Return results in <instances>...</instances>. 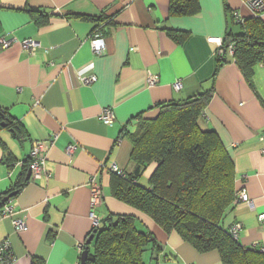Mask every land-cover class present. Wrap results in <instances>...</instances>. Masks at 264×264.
<instances>
[{
  "label": "crops",
  "instance_id": "obj_1",
  "mask_svg": "<svg viewBox=\"0 0 264 264\" xmlns=\"http://www.w3.org/2000/svg\"><path fill=\"white\" fill-rule=\"evenodd\" d=\"M170 5L171 0H0V37L17 38L0 48V110L6 115L0 122V194L4 199L16 192L14 213L3 217L0 208V241H11L15 264H80V247L94 230L92 211L100 227L112 215L136 217L138 228L151 232L161 248L156 261L149 245L145 264H223L218 250L198 251L112 190L114 173L119 175L113 164L125 176L136 172L127 133L135 131L137 116L156 117L161 103L207 90L212 98L199 126L220 138L234 162L236 190L245 186L253 202H233L222 226L229 230L240 222L238 241L264 246L259 220L264 212V62L249 77L235 52L228 51L219 63L218 46L208 41L243 33L237 14L248 21L256 16L244 0H198L194 15L171 16ZM258 18L264 21V14ZM97 28L106 42L102 53L91 48ZM167 29L185 32V40L176 42ZM24 39L40 44L35 54L23 49ZM149 73L159 75L157 84H149ZM89 75L97 80L86 84L83 77ZM177 80L183 83L180 90L174 88ZM106 108L114 111L110 122L101 119ZM8 121L24 129V140ZM35 141L50 145L46 173L36 179L30 168ZM73 143L78 148L70 156L67 147ZM156 167L149 165L137 182L150 187ZM144 174L147 185L141 183ZM95 184L103 198L93 208ZM14 218H24L26 227L16 231Z\"/></svg>",
  "mask_w": 264,
  "mask_h": 264
},
{
  "label": "trees",
  "instance_id": "obj_2",
  "mask_svg": "<svg viewBox=\"0 0 264 264\" xmlns=\"http://www.w3.org/2000/svg\"><path fill=\"white\" fill-rule=\"evenodd\" d=\"M170 9L171 16L194 15L199 11L198 0H171ZM243 27L241 34H228L224 44L235 45L234 57L251 77L255 66L264 62V21L253 17ZM167 32L178 43L185 40V32ZM222 61L225 58L219 59ZM211 98L212 92L207 90L185 100L161 103L156 117L138 115L135 131L127 133L133 143L131 161L137 165L136 172L128 176L114 173L113 194L149 215L165 231H177L198 251L218 250L223 264H264L260 247L243 246L222 226L236 197V170L215 132L199 126V117ZM3 119L6 115L0 110V122ZM7 123L20 141L25 139L18 123ZM153 163L157 167L151 186L135 182ZM4 196L0 194V200ZM137 221L132 215L107 218L90 244L86 264H145L149 245L154 249L153 259L159 261L161 248L155 236L140 230Z\"/></svg>",
  "mask_w": 264,
  "mask_h": 264
},
{
  "label": "built area",
  "instance_id": "obj_3",
  "mask_svg": "<svg viewBox=\"0 0 264 264\" xmlns=\"http://www.w3.org/2000/svg\"><path fill=\"white\" fill-rule=\"evenodd\" d=\"M245 3L250 7V9L253 11L256 17L263 16L264 14V0H244ZM238 22L244 23V18L237 14ZM17 41L16 37H7L3 36L0 37V48H6ZM208 41L210 43H216L219 49V59L223 58L228 51L231 53L235 52V45L230 44L229 46H225L224 40L221 37H212L209 38ZM21 42V45L23 49L27 52H29L31 55L35 54L36 49L40 46V44L33 39H24ZM91 48L92 51L95 53H102L103 50L106 48V42L104 35L102 31L97 28L91 37ZM97 80L96 75H89L84 76L83 81L86 84L92 83ZM148 82L150 85H155L159 82V75L154 73H149L148 75ZM183 86V83L181 80H177L174 84V88L176 90H180ZM101 119L105 122H110L114 119V111L110 108H106L103 110L101 114ZM262 141H264V135L261 137ZM49 143L46 141H35L33 143L32 151H31V157H30V168L32 171V176L34 179L41 177L46 173V154L49 149ZM78 148V145L73 143L68 145L67 147V154L72 156L76 149ZM262 152L264 153V147L262 149ZM111 170L113 172H117L119 175L124 176V172L122 169H119L116 164H113L111 167ZM137 181L136 179L134 180ZM93 192H92V205L93 208L98 206L102 202L103 198V190L100 185L95 184L93 186ZM234 203H243L246 205L253 206V202L251 201L247 188L245 186H242L240 189L236 191V197L234 199ZM15 211V204L13 202V199L7 201L2 205L1 208V215L3 217L11 216ZM91 218H92V224L93 229H98L101 224V220L99 216L92 211L91 212ZM259 220L264 222V212L259 214ZM13 225L16 229V231L23 230L26 227V221L24 218H14L13 219ZM243 228V224L240 222L235 223L231 228L229 229L231 235L237 239L239 237V233L241 229ZM85 243L80 247V251L84 250ZM261 251L264 252V246L260 247ZM16 259L12 253V244L11 241L7 239H3L0 241V264H15Z\"/></svg>",
  "mask_w": 264,
  "mask_h": 264
},
{
  "label": "water",
  "instance_id": "obj_4",
  "mask_svg": "<svg viewBox=\"0 0 264 264\" xmlns=\"http://www.w3.org/2000/svg\"><path fill=\"white\" fill-rule=\"evenodd\" d=\"M30 176V175H29ZM16 194V192H12L10 193L9 195H7L4 199H2L0 201V208L1 206L6 203L7 201H9L14 195ZM98 232V229H94V232L90 235V237L87 239L86 243V247L84 248L82 254H81V261H80V264H86V261H87V257H88V254H89V247H90V244L91 242L94 240L95 238V234Z\"/></svg>",
  "mask_w": 264,
  "mask_h": 264
},
{
  "label": "rangeland",
  "instance_id": "obj_5",
  "mask_svg": "<svg viewBox=\"0 0 264 264\" xmlns=\"http://www.w3.org/2000/svg\"><path fill=\"white\" fill-rule=\"evenodd\" d=\"M145 177L147 178L146 174L143 175V177L141 179V183L144 184V185H147L148 184V181H145ZM144 261L146 263L149 262V258H148V254L147 253L145 254Z\"/></svg>",
  "mask_w": 264,
  "mask_h": 264
},
{
  "label": "bare ground",
  "instance_id": "obj_6",
  "mask_svg": "<svg viewBox=\"0 0 264 264\" xmlns=\"http://www.w3.org/2000/svg\"><path fill=\"white\" fill-rule=\"evenodd\" d=\"M11 200V199H10Z\"/></svg>",
  "mask_w": 264,
  "mask_h": 264
}]
</instances>
